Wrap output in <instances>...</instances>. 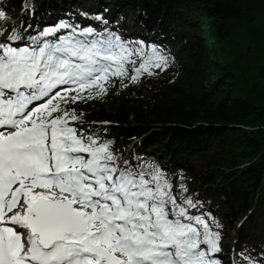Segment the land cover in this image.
<instances>
[{
  "label": "snow or ice",
  "instance_id": "6c2138e0",
  "mask_svg": "<svg viewBox=\"0 0 264 264\" xmlns=\"http://www.w3.org/2000/svg\"><path fill=\"white\" fill-rule=\"evenodd\" d=\"M168 65L106 29L0 27V264H221L215 218L193 214L202 205L174 195L158 166L117 154L68 107Z\"/></svg>",
  "mask_w": 264,
  "mask_h": 264
},
{
  "label": "trees",
  "instance_id": "16d2710c",
  "mask_svg": "<svg viewBox=\"0 0 264 264\" xmlns=\"http://www.w3.org/2000/svg\"><path fill=\"white\" fill-rule=\"evenodd\" d=\"M0 8L5 35L15 27L33 37L76 18L114 32L125 26L116 10H129L132 37L167 56V70L126 88L113 78L102 101L68 107L117 154L158 166L174 195L196 202L181 185L211 195L210 222L245 223L223 263L250 264L248 239L259 241L264 223V0H0Z\"/></svg>",
  "mask_w": 264,
  "mask_h": 264
},
{
  "label": "rangeland",
  "instance_id": "374dc122",
  "mask_svg": "<svg viewBox=\"0 0 264 264\" xmlns=\"http://www.w3.org/2000/svg\"><path fill=\"white\" fill-rule=\"evenodd\" d=\"M116 18L118 20H123L125 23V26H123V28L118 29L116 31H114V33H117L123 40L130 42V44H134L137 47H143L145 49V51H150L152 48H155L152 44H146L143 41H136L135 38L132 37V33L135 31L136 32V28H135V22L130 18V12L127 8H119L118 10H116L115 12ZM78 18H76V25L78 26V28H84V27H88V26H82L81 24V20H78ZM90 27H93L94 29H97V24H93ZM66 30V31H65ZM67 32H69V30L67 29H63L61 30L60 34H66ZM134 59H137V61L139 60V58L134 57ZM157 69H153V71L155 72ZM150 78H156L155 74L151 75ZM111 84V83H110ZM86 95V94H85ZM91 103H95L97 101H102V95L98 96L95 99H90L88 100ZM196 185H193V187H187V191H189V193H191L192 197H196L195 201L199 204L202 205V208H200V211L197 212L196 209H191L190 211L193 214H200L205 213L208 214L210 213V216H206L207 217H212L213 213H214V208L210 205V203L208 202V199H211L210 197H212L211 195L207 194L204 195L203 193L199 194L197 192V190H194V187ZM175 187H173V190L175 191ZM264 217V213L262 214ZM212 219V218H211ZM218 224L220 225L219 228H217L214 224L212 225V228L214 231H218L220 232L221 235V239H220V247H221V251L217 254H215V257L218 258L221 262V264H224L223 262H227L230 256L229 250L236 248L237 247V243H238V239L241 238V236H243V234H241V232L245 231L246 229V225L245 223H243L241 226H237L236 224H233L230 221H227L225 223H221L219 221ZM236 225V226H234ZM238 227V228H237ZM261 231H260V236L258 238L259 241H256V239L254 238H250L248 239V243H249V253H248V259L250 260V264H264V252H261V248L258 246V242H261L262 245H264V223L261 224ZM241 230V232H240Z\"/></svg>",
  "mask_w": 264,
  "mask_h": 264
}]
</instances>
